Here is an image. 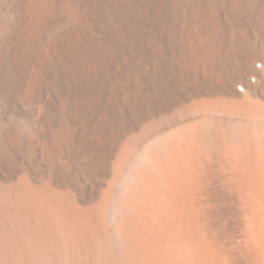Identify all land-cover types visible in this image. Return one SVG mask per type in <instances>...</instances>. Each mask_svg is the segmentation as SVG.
<instances>
[{"label":"bare ground","instance_id":"obj_1","mask_svg":"<svg viewBox=\"0 0 264 264\" xmlns=\"http://www.w3.org/2000/svg\"><path fill=\"white\" fill-rule=\"evenodd\" d=\"M0 264H264V0H0Z\"/></svg>","mask_w":264,"mask_h":264}]
</instances>
